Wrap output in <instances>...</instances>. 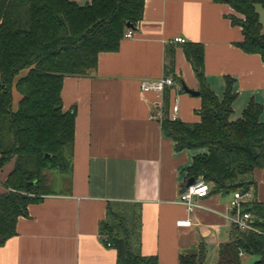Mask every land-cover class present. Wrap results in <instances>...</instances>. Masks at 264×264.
<instances>
[{
  "label": "crops",
  "instance_id": "1",
  "mask_svg": "<svg viewBox=\"0 0 264 264\" xmlns=\"http://www.w3.org/2000/svg\"><path fill=\"white\" fill-rule=\"evenodd\" d=\"M233 13L228 3L214 0H145L132 37H124L116 51L101 52L93 73L65 76L63 107L76 108L70 166L56 169L57 188L18 217L16 234L0 246V264H117V250L100 227L110 203L137 206L140 250L157 255L159 264H179L182 253L202 247L206 256L201 264L210 253L217 262L220 243L230 239L227 215L233 194L196 196L200 205L191 214L192 223L178 224L189 217L179 196L198 150L177 151L161 120L170 117L176 101L177 118L200 120L201 96L183 87H201L185 51L187 43L196 42L204 48L205 81L218 97L225 94L226 77L234 78L231 118L240 117L254 99L263 106L264 121V61L238 45L243 33L232 23ZM176 36L187 41L178 42ZM164 75L176 84L167 85L162 97L142 90L143 81ZM19 100L14 88L15 109ZM13 164L0 167V192L6 190L3 182ZM252 176L253 199L264 202V167L255 168Z\"/></svg>",
  "mask_w": 264,
  "mask_h": 264
},
{
  "label": "trees",
  "instance_id": "2",
  "mask_svg": "<svg viewBox=\"0 0 264 264\" xmlns=\"http://www.w3.org/2000/svg\"><path fill=\"white\" fill-rule=\"evenodd\" d=\"M228 3L241 26L246 52L264 61V29L257 5L264 0H214ZM145 0H0V167L14 164L0 192V246L17 232L18 217L27 206L51 191L49 171L70 166L75 140L76 108L64 109L62 87L67 75H87L97 68L104 51L119 49L128 23L141 20ZM241 15V16H240ZM201 82L200 120L186 122L165 115L162 131L177 151L197 149L187 166V178L203 177L210 192L229 194L255 187L253 171L264 167L263 106L250 100L233 119L234 78L226 77V91L218 97L204 77L201 43L185 46ZM26 70L18 78L21 71ZM14 88L20 93L13 105ZM257 230L231 224L230 239L220 243L216 264H264V202L243 204ZM104 239L117 250V264H159L155 254L140 250L141 214L137 206L110 203L100 223ZM205 248L182 253L179 264H201Z\"/></svg>",
  "mask_w": 264,
  "mask_h": 264
},
{
  "label": "built area",
  "instance_id": "3",
  "mask_svg": "<svg viewBox=\"0 0 264 264\" xmlns=\"http://www.w3.org/2000/svg\"><path fill=\"white\" fill-rule=\"evenodd\" d=\"M138 22L133 26L128 27L124 33V37H132ZM175 40L178 42H186L187 39L183 36H176ZM176 80L172 76H161L155 80H146L141 84V88L144 92H154L158 97H162L167 85H175ZM179 110L177 101L172 105V113L170 118L176 119ZM210 191V185L203 177L196 178L195 183L190 184L185 190L181 191L179 196V202L186 205L189 217L186 219H180L178 224L190 225L192 223L191 214L200 205L196 200V196H204ZM232 199L230 201L231 213L228 216L229 220L236 224L243 230H257V228L251 222L252 214L249 211L243 210V204L253 199V193L250 190L234 191ZM241 254H244L241 252Z\"/></svg>",
  "mask_w": 264,
  "mask_h": 264
},
{
  "label": "rangeland",
  "instance_id": "4",
  "mask_svg": "<svg viewBox=\"0 0 264 264\" xmlns=\"http://www.w3.org/2000/svg\"><path fill=\"white\" fill-rule=\"evenodd\" d=\"M77 1H79L81 4H84V3H86L89 0H77ZM257 10H258V12L260 14V20H261V22L263 24V29H264V7L262 5H257ZM25 71L26 70L21 71L20 75L21 74H24ZM17 77H18V75H17ZM49 173H50L49 177H51V179H50V184H51L50 186H51V188L52 187L53 188H57L58 182L55 181L54 178H56V177L59 176V171L56 170V169H53V170H50ZM209 257H208L207 261L205 262V264H215L216 261H215V259L212 260V254L211 253L209 254ZM241 257H242L241 264H250L251 262H253L255 260V257L252 256V255L242 254Z\"/></svg>",
  "mask_w": 264,
  "mask_h": 264
},
{
  "label": "water",
  "instance_id": "5",
  "mask_svg": "<svg viewBox=\"0 0 264 264\" xmlns=\"http://www.w3.org/2000/svg\"><path fill=\"white\" fill-rule=\"evenodd\" d=\"M130 26H133V24L132 23H128V27H130ZM183 87H184V89L187 92H190L191 94H194V95H199L200 94V91L199 90L191 89L185 83L183 84ZM195 181H196V178L195 177H189L186 180V182L184 183L182 191L185 190L190 184L195 183Z\"/></svg>",
  "mask_w": 264,
  "mask_h": 264
}]
</instances>
